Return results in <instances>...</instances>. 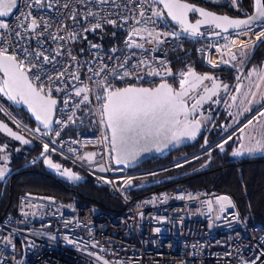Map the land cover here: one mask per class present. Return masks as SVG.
<instances>
[{"label":"built area","instance_id":"built-area-1","mask_svg":"<svg viewBox=\"0 0 264 264\" xmlns=\"http://www.w3.org/2000/svg\"><path fill=\"white\" fill-rule=\"evenodd\" d=\"M103 26L121 30L115 45L104 48L91 38L78 45L80 37ZM263 38L264 23L206 35L172 25L160 0H18L13 13L0 19V54L14 59L38 91L57 95L59 104L45 128L26 122L1 100L0 114L40 147L39 156L49 152L70 161L118 199L122 210L20 193L14 212L0 218V264H264V228L253 224L229 193L179 188L131 196L135 189L176 176L158 178L160 173L195 161L206 165L264 112V101L212 137L221 104L196 150L149 168L111 164L101 113L114 85L144 74L170 79V57L188 40L199 42L206 66L233 69L231 49L257 46ZM84 103L92 129L64 136Z\"/></svg>","mask_w":264,"mask_h":264},{"label":"water","instance_id":"water-1","mask_svg":"<svg viewBox=\"0 0 264 264\" xmlns=\"http://www.w3.org/2000/svg\"><path fill=\"white\" fill-rule=\"evenodd\" d=\"M17 4L18 0H0V19H7ZM160 4L172 25L200 35L230 33L247 29L256 23H264V0H252L250 12L241 16L215 13L201 5L182 0H160ZM183 13L197 18L193 21L185 20ZM187 76L192 79L187 80ZM224 76L188 70L175 80L180 85L177 89L169 79L158 80L152 86L128 82L114 85L101 104L111 164L135 169L156 155L197 142L222 101L236 87L235 80L233 83L226 81L219 87L220 90L216 89V84L222 82ZM206 80L212 81L206 85ZM0 83L10 103L26 114L33 125L45 128L52 123L59 104L57 95L38 91L26 73L8 55L0 54ZM213 90H217V93L221 91V98L215 102L210 117L204 122L201 119L202 110L215 95ZM197 91V96L193 98L192 95ZM261 102L252 105L250 111ZM219 127L215 128L213 134ZM0 133L21 145L33 144L2 121Z\"/></svg>","mask_w":264,"mask_h":264},{"label":"trees","instance_id":"trees-1","mask_svg":"<svg viewBox=\"0 0 264 264\" xmlns=\"http://www.w3.org/2000/svg\"><path fill=\"white\" fill-rule=\"evenodd\" d=\"M251 2L252 0H227L216 4L204 2L203 5L215 13L232 16L236 15V12H239L240 15L248 14L251 9ZM121 35L120 29L103 26L88 32L84 37H80L78 45H82L83 40L91 38L97 45L109 48L120 40ZM198 46L199 42L188 40L182 50L171 55L170 63L173 76L169 80L175 81L183 72L188 70L198 72L217 71L220 73L221 68H225L229 81L235 79L236 73L227 65L218 68L206 66L203 54L197 52ZM263 61L264 38L255 47L245 67L256 69ZM245 67L242 69L241 76L246 71ZM157 80L158 78L152 74H144L130 79L128 83L144 85L154 83ZM120 85L122 84L117 86ZM2 101L23 120L32 124L26 114L14 108L8 98L7 100L2 99ZM231 125L230 118L225 115L220 127L212 134V137L220 135ZM91 129L89 105L84 103L77 110L63 135L71 137L77 132ZM236 138L237 136L226 143L220 151L213 153L206 166L195 169L200 162L195 161L179 169L160 173L157 175L158 178L176 176L133 190L131 192L132 199L152 191H172L179 188H204L207 191H224L232 195L241 212H249L250 221L253 224L264 228V154L235 156L233 150L236 147ZM197 147L198 141L175 151H166L145 161L140 167L149 168L168 163L180 155L196 150ZM0 148L5 149L1 153L0 163L6 166L5 169L7 168V174L0 179V218L5 214L14 212L16 198L23 192L50 195L64 203L79 201L112 211L122 210V205L118 199L109 195L104 187H96L90 175L60 155L46 152L38 157L40 153L38 145H23L20 150L15 151L11 144L4 143L2 140H0ZM47 157L53 163L71 170L74 177H67L48 168L43 161ZM189 170L193 171L188 172Z\"/></svg>","mask_w":264,"mask_h":264},{"label":"rangeland","instance_id":"rangeland-1","mask_svg":"<svg viewBox=\"0 0 264 264\" xmlns=\"http://www.w3.org/2000/svg\"><path fill=\"white\" fill-rule=\"evenodd\" d=\"M210 4L222 3L227 0H202ZM255 44L248 43L236 49H231L229 55V62L231 63L234 72L240 71L242 65L245 64L246 56L243 54L248 53L251 48L255 47ZM241 50L242 54L237 55V51ZM236 87L231 93L229 99L225 103L224 115L230 118L232 125L238 123L247 113H249L250 108L257 102L264 100V61L259 69L255 70L249 68L244 75H242L238 81L235 83ZM0 92L4 93L1 88L0 83ZM210 114L202 115L201 119L204 121L208 119ZM231 125V126H232ZM230 126V127H231ZM78 133V132H77ZM242 141H244L238 148L233 152L235 156L246 155V154H255L254 150H257L259 147H263L264 151V112L258 117H256L250 124L245 126L238 135ZM257 147V149H255ZM49 153V152H48ZM259 154V152L257 153ZM185 155V154H183ZM180 155L179 157L183 156ZM42 156V155H41ZM38 156V157H41ZM178 158V157H177ZM44 163L46 166L53 171H58L61 174L67 177H74V174L71 170L61 167L59 164L53 163L49 157L44 158ZM204 161H200L196 166L201 168ZM200 166V167H199ZM194 170V169H193ZM193 170H189L191 172ZM7 174V168L1 167L0 165V179ZM158 182V181H157ZM156 183V182H155Z\"/></svg>","mask_w":264,"mask_h":264},{"label":"flooded vegetation","instance_id":"flooded-vegetation-1","mask_svg":"<svg viewBox=\"0 0 264 264\" xmlns=\"http://www.w3.org/2000/svg\"><path fill=\"white\" fill-rule=\"evenodd\" d=\"M182 1H187V2H190V3H195V4H198V5H201L202 7H205V8H207L206 6H204L203 4H204V1H202V0H182ZM207 9H209V8H207ZM210 10V9H209ZM237 14L236 15H234V16H238V15H240L239 14V12H236ZM241 16V15H240ZM197 18V16H195V15H192V14H189V13H183V19H185V20H189V21H193V20H195ZM229 67V66H228ZM230 69H232L231 67H229ZM240 70V73H239V75L237 76V78H236V80L239 78V76H240V74H241V72H242V68H240L239 69ZM226 70H225V68H221V71H220V73L219 72H217V71H206V72H208V73H212V74H214L215 76L217 75V74H221V75H225L222 79V82H220V83H218V84H216V89H219V87L220 86H223L224 85V83L226 82V81H229V79L227 78V75H226V72H225ZM184 73V72H183ZM182 73V74H183ZM236 73V75H237V72H235ZM186 79L188 80V79H192V77H189V76H187L186 77ZM185 79V80H186ZM158 81V80H157ZM157 81H155L154 83H156ZM170 82H172V84H173V86H174V88H178L180 85H179V83H177V82H175V81H171V80H169ZM211 81L212 80H206V82H205V84L206 85H209L210 83H211ZM234 81V80H233ZM233 81H231L232 83H233ZM154 83H147V84H144V85H149V86H152ZM220 90V89H219ZM213 92H214V90H213ZM230 92H231V90H230ZM229 92V94H231ZM197 94H198V91L196 92V93H194L193 95H192V97L193 98H195L196 96H197ZM214 94L215 95H213V97H211L209 100H208V102L204 105V107H203V114L204 115H207V114H210L211 115V113H212V110L214 109V104H215V102H217L218 100H220V98H221V91L219 92V93H217V90L214 92ZM228 94V95H229ZM230 96V95H229ZM229 96H227L226 98H225V100L224 101H222L223 103V105H222V108H221V110L219 111V114H218V118H217V121H216V124H215V126H214V130H215V128L217 127V126H220V123H221V121L223 120V118H225V115H224V108H225V103H226V101L229 99ZM2 99H5V100H7V97H6V95L4 94V93H2V92H0V100L2 101ZM3 102V101H2ZM4 103V102H3ZM8 107V106H7ZM9 108V107H8ZM10 109V108H9ZM11 110V109H10ZM207 119H205L204 120V122L206 121ZM0 121H2L3 123H6V124H8L6 121H5V119L1 116V114H0ZM0 140H2L4 143H7V144H11L12 146H13V149L16 151V150H20L22 147H23V145H21V144H19L18 142H16V141H14V140H12L11 138H9V137H7V136H5V135H3L2 133H0ZM34 144V143H33ZM34 145H36V144H34ZM25 146V145H24ZM5 151V149L4 148H0V157H2V152H4ZM0 165H1V167H6L4 164H2V163H0Z\"/></svg>","mask_w":264,"mask_h":264},{"label":"crops","instance_id":"crops-1","mask_svg":"<svg viewBox=\"0 0 264 264\" xmlns=\"http://www.w3.org/2000/svg\"><path fill=\"white\" fill-rule=\"evenodd\" d=\"M256 47V46H255ZM255 47L251 48L250 51L248 53H245L243 54L244 56H246V59L244 60L245 61V64L241 66V68L243 69L245 66H246V63L248 62V60L250 59V57L252 56L254 50H255ZM242 54V51L241 50H238L237 51V55H240ZM246 68V67H245ZM248 70V68H246V71ZM245 71V72H246ZM241 76V75H240ZM232 121H230L231 123ZM244 141H242L239 137L236 138V148H238V146H240ZM234 149V150H235ZM257 149V147L255 148ZM233 150V152H234ZM259 152V154H264V151H263V147H259L257 150H254V153L257 154ZM246 155H249V154H246ZM252 155V154H250ZM254 155V154H253ZM240 156H245V155H240Z\"/></svg>","mask_w":264,"mask_h":264}]
</instances>
